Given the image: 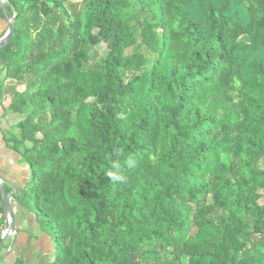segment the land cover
Here are the masks:
<instances>
[{
	"label": "trees",
	"instance_id": "1",
	"mask_svg": "<svg viewBox=\"0 0 264 264\" xmlns=\"http://www.w3.org/2000/svg\"><path fill=\"white\" fill-rule=\"evenodd\" d=\"M7 1L45 264H264V0Z\"/></svg>",
	"mask_w": 264,
	"mask_h": 264
},
{
	"label": "crops",
	"instance_id": "2",
	"mask_svg": "<svg viewBox=\"0 0 264 264\" xmlns=\"http://www.w3.org/2000/svg\"><path fill=\"white\" fill-rule=\"evenodd\" d=\"M0 177L3 179L5 190L6 187L9 189L7 193L19 194L30 178L28 164L21 160L17 152L7 146L1 131ZM15 196L12 198V205L17 233L9 237L0 251V264H14L18 259L22 261V264H45L54 256L52 239L41 229L36 214L24 204L19 203ZM2 215L4 216V210L0 217Z\"/></svg>",
	"mask_w": 264,
	"mask_h": 264
},
{
	"label": "water",
	"instance_id": "3",
	"mask_svg": "<svg viewBox=\"0 0 264 264\" xmlns=\"http://www.w3.org/2000/svg\"><path fill=\"white\" fill-rule=\"evenodd\" d=\"M7 5H8L7 0H5V2L4 0H0V9L7 22V31L0 38V49H4L8 47L15 33V15L13 16L10 15ZM0 194L2 197L3 208H4L3 232H2V239L0 242V251H1L5 243L9 239V237H13V234L17 233V227L14 217V209L12 205V198L15 195H18L19 193L17 192L7 193L3 185V179L0 177Z\"/></svg>",
	"mask_w": 264,
	"mask_h": 264
},
{
	"label": "rangeland",
	"instance_id": "4",
	"mask_svg": "<svg viewBox=\"0 0 264 264\" xmlns=\"http://www.w3.org/2000/svg\"><path fill=\"white\" fill-rule=\"evenodd\" d=\"M83 0H73L74 4L76 6H80ZM5 2V0H4ZM7 31V22L6 20L2 17V15L0 14V38L6 33ZM98 50L100 51H104L105 50V46L104 45H97L96 47ZM6 58L5 57H1L0 58V71L3 70L4 65L6 64ZM18 89L20 91L25 89V85L23 83H18L13 79H8L7 83H6V89ZM11 97L8 95L6 98V105H8L9 101H10ZM3 107H0V125L2 128L10 131V132H18V128H17V122L19 121V119L22 118V115L14 112V111H8L3 115ZM1 131V130H0ZM210 198L208 199V202H210ZM191 217L189 216V219ZM165 258H169L168 255H164Z\"/></svg>",
	"mask_w": 264,
	"mask_h": 264
},
{
	"label": "built area",
	"instance_id": "5",
	"mask_svg": "<svg viewBox=\"0 0 264 264\" xmlns=\"http://www.w3.org/2000/svg\"><path fill=\"white\" fill-rule=\"evenodd\" d=\"M2 232H3V225L0 224V242H1V239H2Z\"/></svg>",
	"mask_w": 264,
	"mask_h": 264
},
{
	"label": "clouds",
	"instance_id": "6",
	"mask_svg": "<svg viewBox=\"0 0 264 264\" xmlns=\"http://www.w3.org/2000/svg\"><path fill=\"white\" fill-rule=\"evenodd\" d=\"M110 175H111V174H110ZM114 178H115V179H121V177H119V176H115Z\"/></svg>",
	"mask_w": 264,
	"mask_h": 264
},
{
	"label": "bare ground",
	"instance_id": "7",
	"mask_svg": "<svg viewBox=\"0 0 264 264\" xmlns=\"http://www.w3.org/2000/svg\"><path fill=\"white\" fill-rule=\"evenodd\" d=\"M14 233V232H13Z\"/></svg>",
	"mask_w": 264,
	"mask_h": 264
}]
</instances>
